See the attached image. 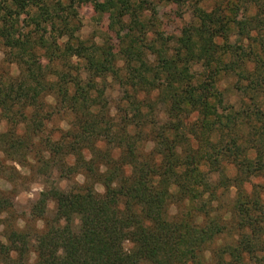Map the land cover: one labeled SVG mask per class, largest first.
Wrapping results in <instances>:
<instances>
[{"label":"trees","instance_id":"16d2710c","mask_svg":"<svg viewBox=\"0 0 264 264\" xmlns=\"http://www.w3.org/2000/svg\"><path fill=\"white\" fill-rule=\"evenodd\" d=\"M145 4L96 6L116 56L81 39L75 0H0V179L82 177L22 226L0 188V264H264V0H196L176 38Z\"/></svg>","mask_w":264,"mask_h":264},{"label":"rangeland","instance_id":"374dc122","mask_svg":"<svg viewBox=\"0 0 264 264\" xmlns=\"http://www.w3.org/2000/svg\"><path fill=\"white\" fill-rule=\"evenodd\" d=\"M145 1L146 7L149 9L147 11V17L153 22V30H158L164 34L165 37H179L184 35V31L193 22L192 11L196 0H181L178 3H170L165 0H143ZM111 0H75L76 13L81 21V28L79 31V36L83 40H92L97 45L104 43L107 38L112 46V51L117 56V40L115 33L112 32L108 25L109 15L107 12H100L96 9L99 4H104L108 6ZM205 9H209L211 6V1H204L199 4ZM27 20L22 17L20 23L19 32H25V25ZM3 58L2 51L0 50V62ZM12 74H16L14 67L10 68ZM109 89L107 91V96L112 107H114L119 99V89L108 80ZM58 123L55 124V126ZM61 127H65L63 123L60 124ZM1 129H5L4 123L0 125ZM13 164H9L8 174L4 178L0 179V188L2 190H12L13 194V204L15 217L17 218L18 225L22 226V221L19 219H25L27 217L28 210L30 206L37 199L39 194L44 190L51 188H59L61 190L69 191L72 187V182L81 183L82 177H72L70 181L62 179L59 177L55 170L49 168L44 170L38 167L31 168H21L16 167V171L19 175L14 174ZM233 173L232 169H227L228 176ZM262 180L260 178L253 179L250 185H247V189L251 188V185L259 184ZM100 191V188H98ZM234 189L226 196L227 202L232 198ZM55 203L49 200L47 203V216L51 218L53 216ZM175 209L171 208L170 213L174 214ZM40 226V223L38 224ZM1 230V228H0ZM232 239L228 235L224 236L222 240H216L210 245L213 248L214 245H219L221 243L230 242ZM147 264V263H142Z\"/></svg>","mask_w":264,"mask_h":264},{"label":"clouds","instance_id":"9594fccd","mask_svg":"<svg viewBox=\"0 0 264 264\" xmlns=\"http://www.w3.org/2000/svg\"><path fill=\"white\" fill-rule=\"evenodd\" d=\"M100 191H103V189H100Z\"/></svg>","mask_w":264,"mask_h":264}]
</instances>
